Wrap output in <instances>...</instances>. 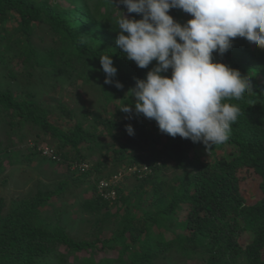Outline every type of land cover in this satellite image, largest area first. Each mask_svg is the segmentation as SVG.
<instances>
[{
    "label": "trees",
    "instance_id": "1",
    "mask_svg": "<svg viewBox=\"0 0 264 264\" xmlns=\"http://www.w3.org/2000/svg\"><path fill=\"white\" fill-rule=\"evenodd\" d=\"M64 1L0 0V44L4 42L10 51L15 48V58L21 59L24 67V79L46 72L75 85L80 82V86L93 87L99 100L109 102L121 97V105L130 103L129 90L138 79L146 78L156 62L139 68L117 46L119 30L114 26V17L121 13L118 0H113L114 4L110 0H73L69 6ZM129 14L130 19L142 18L140 14ZM169 14L182 25L192 18L177 8L170 9ZM11 17L16 19L13 34L6 27ZM38 24L53 33L48 47L41 48L34 41ZM105 54L111 55L117 68L115 79L123 89L104 83L99 56ZM213 56L215 61L249 77L253 90L242 100L230 101L238 105L240 116L229 138L235 145L222 155L221 144L212 154L214 145L209 148L202 142L173 138L162 133L155 120L135 114L134 109L128 114L117 106L113 111L106 107L102 115L93 113V124L88 129L83 116L88 117L89 109L78 111L60 104L69 125H57L50 120L52 109L36 98L35 92L27 91L21 97L11 88H0V131L5 125L7 134L5 139L0 135V175L7 154L29 135L36 144L56 139L62 163H81L102 148L107 133L112 138L113 153L103 152L96 162L90 161L88 170L74 177H94V196L87 203L93 210L102 211L111 202L97 191L100 179L129 165L148 163L152 168L151 174L134 179L132 186L126 182L117 186L113 202L118 207L117 230L114 237L100 240L103 250H117V257L106 255L96 260L94 254L86 255L97 242L77 240L65 227L55 224L60 217L52 216L47 206H53L66 188L67 182L63 181L53 189L44 183L37 185L40 189L34 196L17 198L8 209L0 199V264H161V253L170 254L173 264H192L198 254L207 256L204 264H264V49L237 37L228 52ZM7 61L0 50V68ZM7 68L9 75L18 77L13 68ZM163 74L170 77L171 69ZM127 125H132L133 135L128 134ZM27 151L23 154L26 160L40 153L36 146ZM42 159L55 161L44 155ZM243 167L254 168L256 179L262 178L258 187L263 197L254 205H245L239 193L236 174ZM170 168H181L182 172L168 176L166 170ZM184 205L188 213L183 221L177 215ZM171 229L175 231L170 236ZM246 232L252 234L249 242ZM63 246L66 250L61 249ZM76 252L84 255L71 263L69 257Z\"/></svg>",
    "mask_w": 264,
    "mask_h": 264
},
{
    "label": "clouds",
    "instance_id": "2",
    "mask_svg": "<svg viewBox=\"0 0 264 264\" xmlns=\"http://www.w3.org/2000/svg\"><path fill=\"white\" fill-rule=\"evenodd\" d=\"M118 5L142 18L130 19L120 10L122 14L114 17V26L119 30L117 46L139 68L156 62L146 78L138 79L129 90L131 102L119 110L131 114L134 109L135 114L155 120L159 130L173 138L202 142L209 148L227 142L240 116L238 105L230 101L242 100L253 90L249 77L215 61L213 54L224 55L237 37L264 49V0H118ZM173 8L182 9L192 18L180 24L169 14ZM99 58L104 83L123 89L115 79L117 68L111 55ZM170 69V77L163 74ZM126 130L134 134L132 125ZM89 168L84 161L75 165L77 173ZM250 171L254 184L259 186L262 178L256 179L254 168L243 167L236 174L240 190L239 179L246 173L251 176ZM151 173L148 163L129 165L100 179L97 191L113 205L118 184Z\"/></svg>",
    "mask_w": 264,
    "mask_h": 264
},
{
    "label": "rangeland",
    "instance_id": "3",
    "mask_svg": "<svg viewBox=\"0 0 264 264\" xmlns=\"http://www.w3.org/2000/svg\"><path fill=\"white\" fill-rule=\"evenodd\" d=\"M72 1L73 0L64 1V4L69 6L72 4ZM120 10L123 11L127 17H130V14L124 6L120 5ZM121 14L122 13H120V15ZM15 25L16 19H14V17H11L6 23V27L11 34L14 33L13 27ZM35 32L34 41L36 45L39 44L41 48L48 47L51 43L53 33L44 26V24H38ZM7 47L8 46H6L4 42L0 44V50L8 60L6 63L3 62L0 68V88H11L21 97L25 96L27 91L35 92L37 96L36 98L42 100L45 105L52 109L53 114L51 115L50 120L57 125L64 127L69 125L67 118L62 116L59 106L60 104H66L70 108H77L78 111L89 109L87 114L88 117L83 116L86 128L88 129L89 127L91 128V125L93 124L92 119L94 114L102 115L106 107L110 108L109 111H113L116 106H122L120 102L121 97H117L114 101L109 102L99 100L98 95L95 93L96 89L94 90L93 87L89 85L80 86V82L77 85L72 84L71 81L67 80L65 77L52 76L50 73L47 74L46 72H43V70L42 72L44 74L40 77L32 76L31 79H24L25 77L23 78L22 76L24 67L21 63V59L19 60L18 58H15V48L10 51ZM7 67L13 68L18 73V77L9 75ZM46 69L48 70V67H45L44 70ZM28 82H30V84H28ZM54 83L55 86L52 88ZM79 99H82V102L79 103ZM110 116L111 113L108 114V117ZM78 117H80V114ZM4 129H6L5 125L2 126L3 131H0V135L3 139H5L7 135L6 132H4ZM149 130L151 133H154L151 128H149ZM111 141V136L105 133V136L102 138V148H97L95 152L89 155V161L85 160L84 162L90 164L91 161L94 163L99 157H101L103 152H112L113 145H110ZM40 145V153L34 156L32 160H26L23 158V154L28 152V147L36 146L38 149ZM221 145L222 148L220 150L222 155L225 152H228L230 148L235 145V142H229L228 140ZM217 149V146H214L212 154ZM53 151H57L56 139L48 138L36 144L34 137L29 135L24 143L19 144L7 154L4 161V171L0 175V199H3V203L6 206L5 208L8 209L11 202L17 198H25L28 194L32 195V193L34 196V194L40 189V186H37L39 184L44 183V185H49V187L53 189L58 187L61 182L66 181L67 186L61 191L62 193L60 197L55 198V204L53 206H47V209L51 212L52 216L57 215L60 217L59 219L56 218L55 224L57 226L65 227L67 232L77 240L87 239L88 241L97 242V246H95L96 248H91L86 255L90 256L91 254H94L96 260L105 258L106 255L110 258L117 257V250L105 252L100 240L114 237L115 231L117 230L116 217L118 218V216L115 214L117 213L118 207H116L115 204H111L102 211H96L88 207L87 199L94 196L92 193V188L95 184L93 181L94 177L90 179L80 178L74 180L75 175H77V172L75 171V165L77 163H62V157L55 154ZM209 152L210 151H207L208 155H210ZM52 153L56 158L52 156ZM47 154L55 161L43 160L42 155L46 156ZM181 172V168H170L166 170V175L172 176L173 174L177 175ZM250 174L251 176L249 173H246L239 179V185L241 187L239 193L243 197L246 205H253L263 197V193L259 187L254 184L255 179L252 178V171H250ZM5 178L6 180L3 181ZM131 178L126 180V184L130 186H132L135 181ZM186 208L187 205H184L183 209L178 212L177 216H179L180 219H185L187 216L188 209ZM122 212V209L119 210L120 214ZM174 231V229H171L169 235L171 236ZM245 235L247 236V242L252 240L251 233L246 232ZM61 249L66 250L64 246ZM83 255V252H76L69 257V260L73 263L77 259L83 257ZM204 257L207 256L198 254V256L194 258L192 264H204ZM158 261L161 264L174 263L171 255L165 253L159 254ZM187 264H190V261H187Z\"/></svg>",
    "mask_w": 264,
    "mask_h": 264
},
{
    "label": "built area",
    "instance_id": "4",
    "mask_svg": "<svg viewBox=\"0 0 264 264\" xmlns=\"http://www.w3.org/2000/svg\"><path fill=\"white\" fill-rule=\"evenodd\" d=\"M54 152V151H53ZM46 153H47V151H46ZM48 155V154H47ZM52 156L54 157V158H56V156L52 153Z\"/></svg>",
    "mask_w": 264,
    "mask_h": 264
}]
</instances>
